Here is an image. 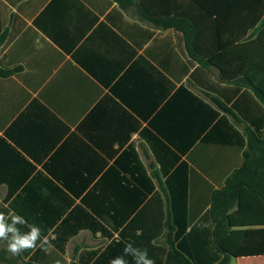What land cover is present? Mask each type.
<instances>
[{
  "label": "crops",
  "instance_id": "crops-1",
  "mask_svg": "<svg viewBox=\"0 0 264 264\" xmlns=\"http://www.w3.org/2000/svg\"><path fill=\"white\" fill-rule=\"evenodd\" d=\"M142 16L192 17L197 60ZM262 19L258 0H0V67L18 69L0 77V212L48 241H0V264H108L128 242L216 264L210 196L264 132L243 78ZM228 220L229 264H264V201L242 188Z\"/></svg>",
  "mask_w": 264,
  "mask_h": 264
},
{
  "label": "trees",
  "instance_id": "trees-1",
  "mask_svg": "<svg viewBox=\"0 0 264 264\" xmlns=\"http://www.w3.org/2000/svg\"><path fill=\"white\" fill-rule=\"evenodd\" d=\"M264 5V0H258ZM155 26L162 28H174L183 33L185 44L191 58H195L193 37L197 36V26L192 17H170L165 19H153L142 16ZM264 27V19L260 24V31ZM261 36V33H260ZM260 39V38H259ZM197 60V59H196ZM256 74L243 75L248 86L253 90L258 99L264 103V67L254 66ZM18 69H4L0 67V77H8ZM234 78V77H231ZM246 148L242 154V164L234 170L224 181L221 188L212 192L210 196L209 216L213 223V244L221 255L216 264H229V256L221 249L222 240L229 234V211L237 203L239 191L245 188L251 194L264 201V132H252L246 129ZM165 264H192V262L172 248L166 257Z\"/></svg>",
  "mask_w": 264,
  "mask_h": 264
},
{
  "label": "clouds",
  "instance_id": "clouds-1",
  "mask_svg": "<svg viewBox=\"0 0 264 264\" xmlns=\"http://www.w3.org/2000/svg\"><path fill=\"white\" fill-rule=\"evenodd\" d=\"M21 227H26L28 231L22 232ZM0 241L4 242L7 251L13 256L36 248L47 251L45 245L48 244L47 238H42V229L36 224H29L14 210H10L7 214L0 212ZM129 256L132 257L131 264H155V261L148 256L146 248L136 247L132 242L126 243L122 254L110 258L108 264H130L126 259Z\"/></svg>",
  "mask_w": 264,
  "mask_h": 264
}]
</instances>
